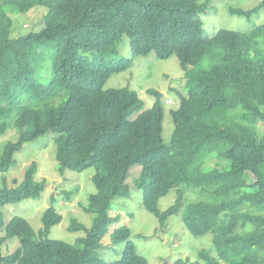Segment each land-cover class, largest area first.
I'll return each mask as SVG.
<instances>
[{
	"label": "trees",
	"instance_id": "trees-1",
	"mask_svg": "<svg viewBox=\"0 0 264 264\" xmlns=\"http://www.w3.org/2000/svg\"><path fill=\"white\" fill-rule=\"evenodd\" d=\"M210 1L0 0V135L9 130L19 135L4 147L0 172L15 165L14 155L25 143L51 132L60 173L95 168L97 190L83 208L93 215L91 229L75 219L68 227L86 232L76 245L48 238L62 221L54 207L42 216L39 240L23 218L5 226L1 208L39 199L45 190L46 180L36 181L38 164L32 162L23 181H14L18 186L0 189V230L5 226L6 232L0 238V264H148L127 228L112 234L115 243H126L119 261L107 263L98 254L109 226L118 220L109 216L112 201L130 198L133 189L141 190V205L161 227L185 207L182 221L189 233L213 235L215 256L202 250L197 261L173 264H264V215L245 211L264 207V133L257 128L264 126V24L248 32L218 30L207 39L202 15ZM5 6L22 14L45 8L44 27L13 37ZM262 8L264 0L251 11L230 12L250 16ZM124 35L131 56L115 60ZM49 45L53 51L47 53ZM90 52L111 61L92 68L85 56ZM217 52L219 64L194 70ZM151 53L159 60L177 57L187 80V94L170 113V144L163 140L164 108L157 91L148 90L156 100L141 112L129 88L104 90L112 75ZM45 57L51 61L47 85L34 77ZM213 158L216 167L204 168ZM135 167L141 172L131 185ZM174 189L175 203L161 212L160 200ZM194 189L201 199L185 204L186 191ZM65 195L70 199L71 193ZM14 238L19 247L3 256L2 247Z\"/></svg>",
	"mask_w": 264,
	"mask_h": 264
},
{
	"label": "rangeland",
	"instance_id": "rangeland-1",
	"mask_svg": "<svg viewBox=\"0 0 264 264\" xmlns=\"http://www.w3.org/2000/svg\"><path fill=\"white\" fill-rule=\"evenodd\" d=\"M263 0H211L202 15L204 23V37L209 39L218 30H230L248 32L254 27L264 24V8L251 14L243 16L231 14L230 10L251 11L258 7ZM3 10L13 20V37L25 36L29 33H36L44 27L43 19L46 9L36 7L34 10L22 14L13 7L5 6ZM264 49V44H261ZM53 48L49 45L48 52ZM86 59L92 68L103 62H110L111 57H99L94 53H87ZM129 38L124 35L117 47L115 60L130 58ZM220 53L208 55L196 69L209 70L212 66L220 63ZM97 58V60H95ZM191 70V68L189 69ZM35 79L43 85L51 80V61L45 57L44 66L35 74ZM129 88L135 92L141 102V112L150 109L155 103V97L148 93V90H155L162 96L164 108L163 140L170 144L174 131L173 121L170 113L180 106V95H186L188 86L185 72L180 66L177 57L172 56L166 60H159L154 53L147 56L137 57L133 65L127 71L112 75L104 85V90ZM167 101L173 104L168 105ZM136 116V113L132 116ZM257 128L264 133V126L259 123ZM18 133L9 130L6 134L0 135V156L8 143H15L18 140ZM55 135L51 132L38 138L35 141L25 143L22 149L14 155L15 165L8 172H0V189L15 188L24 179L25 172L32 162L38 164L36 181L46 180L45 190L39 199H28L18 204L6 205L1 208L5 226L15 217L25 219L34 232L37 234L43 228L42 216L44 212L54 207L61 215V223L50 229L48 238L70 245H76L78 240L86 236L85 231L70 232L68 227L71 220L75 219L87 230H90L93 222V215L84 212L88 205L89 197L96 193V187L92 177L96 173L95 168H89L82 172L65 170L60 173L58 162L55 160L56 145L53 141ZM217 159H208L204 168L216 167ZM208 170V169H206ZM141 172V167H135L130 172L128 183L133 181ZM17 181L18 185H15ZM130 185V186H131ZM65 193H71L70 199ZM54 201L52 202V198ZM141 190H132L131 197L116 198L112 201L109 216L118 220L108 228L106 236L101 241L98 250L100 258L107 263L117 262L122 258L126 243H115L112 234L120 228H127L130 231V241L134 244L137 254L147 260L148 264H173L179 259L197 261L199 251L205 250L215 256L212 244L213 235L206 234L203 237H193L182 221L181 213L171 216L165 227H161L159 220L147 212L141 205ZM201 199L199 191H186L185 204ZM176 201V190H172L159 202L161 212L166 211ZM264 215V207L257 210L245 207V211ZM5 226L0 230V238L5 236ZM19 247L17 238L8 240L2 247L3 256L11 255ZM224 264V263H222Z\"/></svg>",
	"mask_w": 264,
	"mask_h": 264
},
{
	"label": "built area",
	"instance_id": "built-area-1",
	"mask_svg": "<svg viewBox=\"0 0 264 264\" xmlns=\"http://www.w3.org/2000/svg\"><path fill=\"white\" fill-rule=\"evenodd\" d=\"M167 103H168V104H171L172 102H171V101H169V102L167 101Z\"/></svg>",
	"mask_w": 264,
	"mask_h": 264
}]
</instances>
